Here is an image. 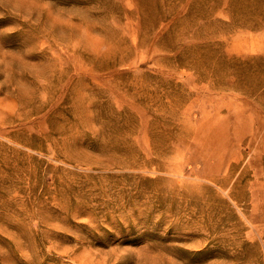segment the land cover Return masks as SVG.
I'll return each instance as SVG.
<instances>
[{
	"label": "rangeland",
	"instance_id": "obj_1",
	"mask_svg": "<svg viewBox=\"0 0 264 264\" xmlns=\"http://www.w3.org/2000/svg\"><path fill=\"white\" fill-rule=\"evenodd\" d=\"M0 264H264V0H0Z\"/></svg>",
	"mask_w": 264,
	"mask_h": 264
}]
</instances>
